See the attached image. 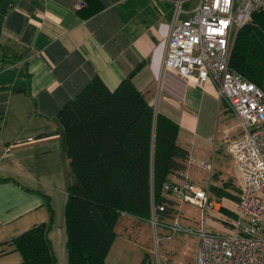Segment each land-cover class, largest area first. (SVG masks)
<instances>
[{"label":"crops","instance_id":"crops-1","mask_svg":"<svg viewBox=\"0 0 264 264\" xmlns=\"http://www.w3.org/2000/svg\"><path fill=\"white\" fill-rule=\"evenodd\" d=\"M76 1L0 0V244L51 221L55 264L68 261L70 178L58 113L95 76L114 90L131 75L154 111L177 124V144L188 152L184 170L198 165L212 175L213 165L208 170L202 163L228 156L241 181L227 152L226 135L236 119L216 85L199 87L164 65L170 32L198 0L182 2L178 13L175 0H83L79 9ZM218 190L221 201H214L220 205L227 190ZM161 232L166 236L168 229ZM20 261L12 248L0 255V264Z\"/></svg>","mask_w":264,"mask_h":264},{"label":"trees","instance_id":"trees-1","mask_svg":"<svg viewBox=\"0 0 264 264\" xmlns=\"http://www.w3.org/2000/svg\"><path fill=\"white\" fill-rule=\"evenodd\" d=\"M230 65L264 91V12H253L231 47ZM62 148L69 158L65 203L67 264H106L124 214L150 220L170 217L175 201L163 184L179 179L188 158L177 144V124L156 113L131 75L110 90L95 76L58 113ZM174 216V215H173ZM37 223L0 244L19 252L18 264H55L48 232Z\"/></svg>","mask_w":264,"mask_h":264},{"label":"built area","instance_id":"built-area-1","mask_svg":"<svg viewBox=\"0 0 264 264\" xmlns=\"http://www.w3.org/2000/svg\"><path fill=\"white\" fill-rule=\"evenodd\" d=\"M184 1L175 0L177 13ZM82 5L83 0H77L74 7ZM259 11L264 12V0H198L190 16L168 36L164 65L199 87L212 81L236 119L226 139L241 184L228 232L205 228V219L216 205L207 189L188 179L186 170L178 180L163 184V193L173 195L178 205L191 203L200 209L194 264H264V91L230 65L238 29ZM202 166L211 169L210 163ZM164 210L165 205H156L150 220L161 224L156 213ZM177 218L166 224L170 236L184 229ZM157 236L159 243L162 237Z\"/></svg>","mask_w":264,"mask_h":264},{"label":"rangeland","instance_id":"rangeland-1","mask_svg":"<svg viewBox=\"0 0 264 264\" xmlns=\"http://www.w3.org/2000/svg\"><path fill=\"white\" fill-rule=\"evenodd\" d=\"M211 165H213L214 172L212 175H209L207 171L198 165H191L188 169L190 166L188 164L186 170H188L190 175H187V177L202 188L207 189L211 184L209 197L213 201L218 200L220 202L221 200L218 199V189L226 188L228 194L225 191L223 194L227 196V199L222 200L220 205H217L214 201L217 208L215 211H211V214L207 215L205 219L206 229L224 233V228L229 226L228 219L233 218L234 215L241 181L235 175L231 159L228 156L217 157ZM229 175L234 179L232 185L228 181ZM168 197L175 200L173 195H169ZM229 200H232L234 203H229ZM175 217H178L177 221L184 229L173 236H170L168 231L166 236L170 237L166 239L161 230L168 229L166 224ZM161 220L163 222L156 225L151 220L140 221L123 214L115 226L117 235L111 245L105 263L142 264L144 258L148 256L151 264H192L193 253L195 252L197 242L199 243V237L196 233L201 226L199 207L191 203H182L179 208L176 205L172 215L161 218ZM214 221L215 223H213ZM187 228H191L193 231H189ZM155 236L162 237L159 243H156ZM163 238L165 239L163 240Z\"/></svg>","mask_w":264,"mask_h":264},{"label":"water","instance_id":"water-1","mask_svg":"<svg viewBox=\"0 0 264 264\" xmlns=\"http://www.w3.org/2000/svg\"><path fill=\"white\" fill-rule=\"evenodd\" d=\"M142 264H150V259L148 256H146L143 260V263Z\"/></svg>","mask_w":264,"mask_h":264}]
</instances>
